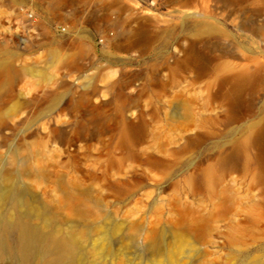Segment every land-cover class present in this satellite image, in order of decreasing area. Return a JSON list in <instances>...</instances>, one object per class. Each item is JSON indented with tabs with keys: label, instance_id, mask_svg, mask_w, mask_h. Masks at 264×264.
I'll use <instances>...</instances> for the list:
<instances>
[{
	"label": "rangeland",
	"instance_id": "1",
	"mask_svg": "<svg viewBox=\"0 0 264 264\" xmlns=\"http://www.w3.org/2000/svg\"><path fill=\"white\" fill-rule=\"evenodd\" d=\"M26 154L100 213L61 223L117 232L77 264H264V0H0V166Z\"/></svg>",
	"mask_w": 264,
	"mask_h": 264
},
{
	"label": "bare ground",
	"instance_id": "2",
	"mask_svg": "<svg viewBox=\"0 0 264 264\" xmlns=\"http://www.w3.org/2000/svg\"><path fill=\"white\" fill-rule=\"evenodd\" d=\"M17 152V149L11 151L10 165L16 163ZM26 156L28 163H23L20 170L10 171L0 166V254L15 258L16 264L31 261L77 264L80 262L79 249L86 237H95L93 249L97 244L105 255L121 246V241L113 240L117 234L115 229H107L97 223L88 226L61 223L56 216L58 211L89 223L94 222L100 213L96 205L82 197L71 182L33 181L46 176L30 165L31 160L35 161L34 157ZM21 178L28 181H15ZM42 182L54 192L51 204H43L31 190L32 185ZM204 222L202 219H183L180 227L196 240L203 233ZM156 246L157 240L151 236L149 248L152 252L156 251Z\"/></svg>",
	"mask_w": 264,
	"mask_h": 264
},
{
	"label": "built area",
	"instance_id": "3",
	"mask_svg": "<svg viewBox=\"0 0 264 264\" xmlns=\"http://www.w3.org/2000/svg\"><path fill=\"white\" fill-rule=\"evenodd\" d=\"M62 31H65V29H64V27H62V29H61Z\"/></svg>",
	"mask_w": 264,
	"mask_h": 264
}]
</instances>
